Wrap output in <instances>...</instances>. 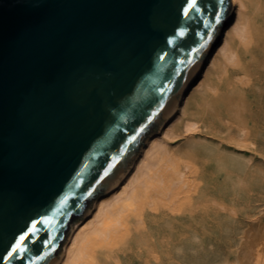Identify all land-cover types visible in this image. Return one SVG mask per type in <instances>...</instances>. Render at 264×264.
<instances>
[{
  "label": "water",
  "instance_id": "obj_1",
  "mask_svg": "<svg viewBox=\"0 0 264 264\" xmlns=\"http://www.w3.org/2000/svg\"><path fill=\"white\" fill-rule=\"evenodd\" d=\"M192 5L0 0V264H54L165 121L233 11Z\"/></svg>",
  "mask_w": 264,
  "mask_h": 264
},
{
  "label": "bare ground",
  "instance_id": "obj_2",
  "mask_svg": "<svg viewBox=\"0 0 264 264\" xmlns=\"http://www.w3.org/2000/svg\"><path fill=\"white\" fill-rule=\"evenodd\" d=\"M233 11L54 264H264V0Z\"/></svg>",
  "mask_w": 264,
  "mask_h": 264
},
{
  "label": "snow or ice",
  "instance_id": "obj_3",
  "mask_svg": "<svg viewBox=\"0 0 264 264\" xmlns=\"http://www.w3.org/2000/svg\"><path fill=\"white\" fill-rule=\"evenodd\" d=\"M221 2H223V0H221ZM193 7H195V0H193ZM198 10V9H197ZM217 20H219V16L216 17ZM32 228H35V224L32 225ZM24 239L23 236L20 237V240L22 241ZM19 247V244H17V248Z\"/></svg>",
  "mask_w": 264,
  "mask_h": 264
}]
</instances>
